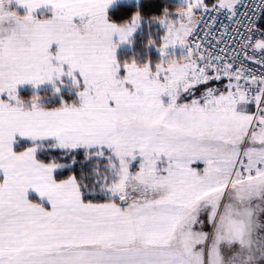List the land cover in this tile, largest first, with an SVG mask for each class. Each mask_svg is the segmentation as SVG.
<instances>
[{
    "label": "snow or ice",
    "instance_id": "1",
    "mask_svg": "<svg viewBox=\"0 0 264 264\" xmlns=\"http://www.w3.org/2000/svg\"><path fill=\"white\" fill-rule=\"evenodd\" d=\"M119 3L0 0V264H264V0Z\"/></svg>",
    "mask_w": 264,
    "mask_h": 264
},
{
    "label": "trees",
    "instance_id": "2",
    "mask_svg": "<svg viewBox=\"0 0 264 264\" xmlns=\"http://www.w3.org/2000/svg\"><path fill=\"white\" fill-rule=\"evenodd\" d=\"M167 3L169 9L171 11H175V4L177 0H142L141 7V15L144 20L147 22L154 16H160L161 14V5ZM135 11V7L130 4V2H121L117 6H115L112 10H110V15L116 21H121L126 19L130 13ZM159 33V26L153 22L151 26V34L156 36ZM149 39V28L147 23L135 34V52L139 57L150 58L152 60L157 59V53L155 48L147 47V41ZM122 55H132V51L130 49H122ZM67 98V97H66ZM50 103H57L56 98L54 101H49Z\"/></svg>",
    "mask_w": 264,
    "mask_h": 264
},
{
    "label": "rangeland",
    "instance_id": "3",
    "mask_svg": "<svg viewBox=\"0 0 264 264\" xmlns=\"http://www.w3.org/2000/svg\"><path fill=\"white\" fill-rule=\"evenodd\" d=\"M129 2L130 0H121V2ZM12 7L16 8V10L20 13V14H24L26 9L22 8V7H16L15 4L12 5ZM36 15H50V12L46 9V8H41V9H38L35 13ZM19 92L21 93V95L25 98H30L32 93L36 90H34L32 88L31 85H23V86H19ZM40 95L47 101H54V97L51 96V93H50V85L48 84H45V85H42L39 89H38Z\"/></svg>",
    "mask_w": 264,
    "mask_h": 264
},
{
    "label": "crops",
    "instance_id": "4",
    "mask_svg": "<svg viewBox=\"0 0 264 264\" xmlns=\"http://www.w3.org/2000/svg\"><path fill=\"white\" fill-rule=\"evenodd\" d=\"M126 2V1H125ZM130 2V1H129Z\"/></svg>",
    "mask_w": 264,
    "mask_h": 264
}]
</instances>
